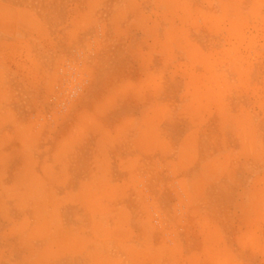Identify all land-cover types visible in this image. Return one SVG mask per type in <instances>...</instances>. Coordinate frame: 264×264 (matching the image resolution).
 I'll return each mask as SVG.
<instances>
[{
    "label": "crops",
    "instance_id": "obj_1",
    "mask_svg": "<svg viewBox=\"0 0 264 264\" xmlns=\"http://www.w3.org/2000/svg\"><path fill=\"white\" fill-rule=\"evenodd\" d=\"M193 4L197 54L212 55L204 42L227 36L231 8L249 20L264 0ZM23 8L27 0H0L1 11H15L0 16L5 39L24 30ZM43 84L0 67V264H264L258 153L245 158L246 145L209 131L197 107L183 108L185 98L153 95L127 133L84 160L58 141V126L42 123L55 114L41 109Z\"/></svg>",
    "mask_w": 264,
    "mask_h": 264
},
{
    "label": "rangeland",
    "instance_id": "obj_2",
    "mask_svg": "<svg viewBox=\"0 0 264 264\" xmlns=\"http://www.w3.org/2000/svg\"><path fill=\"white\" fill-rule=\"evenodd\" d=\"M27 7L24 30L0 35V67L27 82L41 79V109L55 113L42 123L61 129L58 141L71 154L89 159L127 133L153 95H168L185 98L183 108L192 112L197 107L209 131L246 145L245 158L258 153L264 160V7H251L249 20L232 7L227 36L204 42L212 55L197 54L193 0H27ZM226 48L234 54L218 51ZM206 57L229 68L210 70ZM21 118L33 124V117Z\"/></svg>",
    "mask_w": 264,
    "mask_h": 264
}]
</instances>
